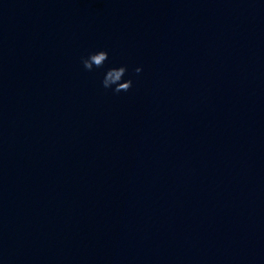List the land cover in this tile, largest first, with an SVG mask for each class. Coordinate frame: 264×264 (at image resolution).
Listing matches in <instances>:
<instances>
[{
  "label": "clouds",
  "instance_id": "1",
  "mask_svg": "<svg viewBox=\"0 0 264 264\" xmlns=\"http://www.w3.org/2000/svg\"><path fill=\"white\" fill-rule=\"evenodd\" d=\"M107 60L108 52L105 50L92 52L89 53L87 57L81 58L83 67L88 71L94 68H102ZM141 71L142 69L140 67L135 69L137 74ZM126 73L127 67L123 65L108 69L102 80V86L105 89L111 88L115 93L127 92L132 87V80H124Z\"/></svg>",
  "mask_w": 264,
  "mask_h": 264
}]
</instances>
